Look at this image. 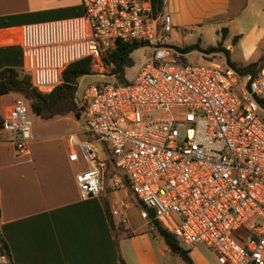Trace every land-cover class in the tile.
Masks as SVG:
<instances>
[{"label": "built area", "instance_id": "1", "mask_svg": "<svg viewBox=\"0 0 264 264\" xmlns=\"http://www.w3.org/2000/svg\"><path fill=\"white\" fill-rule=\"evenodd\" d=\"M80 3V17L22 28L23 69L38 91L51 92L75 61L90 56L100 64L116 40L151 49L150 62L132 81L93 84L77 95L93 138L87 135L69 155L87 165L76 174L80 197L103 191V150L184 250L204 244L223 264H264V65L252 76L221 53L205 55L218 62L179 63L173 55L184 53L169 44L173 19L156 15L152 0ZM31 115L19 98L2 117L18 152L35 139ZM0 264L9 258L0 254Z\"/></svg>", "mask_w": 264, "mask_h": 264}, {"label": "crops", "instance_id": "2", "mask_svg": "<svg viewBox=\"0 0 264 264\" xmlns=\"http://www.w3.org/2000/svg\"><path fill=\"white\" fill-rule=\"evenodd\" d=\"M254 1L264 5V0H188V9L199 21L219 17L217 28L227 25L223 29L228 34L232 22L244 16ZM82 13L80 0H0V70L23 68L20 41L25 25L77 18ZM236 37L235 43L242 35ZM172 38L183 41L176 31ZM226 49L233 50L230 45ZM262 50L261 55L264 43ZM196 54L206 57L192 51L182 58ZM19 98L13 93L0 97V118ZM80 120L68 115L47 120L50 123L45 125L51 129L33 126L35 139L24 152L16 150L15 136L0 128V233L9 247L10 264H120V257L131 264L118 233L127 222L124 212L129 204L124 199H137L118 170L104 179L99 196L80 197L76 174L87 165L82 158L77 163L69 160L76 144L87 139ZM100 154L105 160L106 153L100 150ZM116 209L120 213L113 215ZM143 219L153 232L148 218Z\"/></svg>", "mask_w": 264, "mask_h": 264}, {"label": "rangeland", "instance_id": "3", "mask_svg": "<svg viewBox=\"0 0 264 264\" xmlns=\"http://www.w3.org/2000/svg\"><path fill=\"white\" fill-rule=\"evenodd\" d=\"M182 2V3H180ZM165 13H169L174 22V29L183 40L182 43L177 39H171L169 44L174 46H186L198 43L202 49L215 46L222 43L223 47L227 45L233 48L229 55L232 62L238 65H245L256 61L263 51L264 43V5L259 2H253L250 9L244 16L232 22L231 28H228V34L223 36L221 29L227 28L222 25L217 28L218 19L214 21L195 19L188 9V0H167L164 4ZM44 22V21H43ZM242 35L238 42L233 39L236 35ZM229 50V49H228ZM223 56L224 54L221 53ZM151 49L149 47H140L131 55L133 66L124 69V77L130 82L139 71L150 62L149 56ZM179 63H192L204 65L210 62H218V57H203L197 54L193 58H179L173 55ZM116 79L111 76V68L100 63L93 65V74L82 77L78 85V97H82L84 90L93 84L114 82ZM19 97V96H18ZM1 119V118H0ZM33 126L44 130L51 129L45 125L50 123L35 115H31ZM82 123V121L80 120ZM84 123V121H83ZM85 127V125H84ZM86 128V127H85ZM133 199V198H132ZM129 207L124 212L126 224L120 226L118 233L119 244L125 255L129 258L131 264H183L182 261L172 255L165 249L163 242L149 230L147 220L141 217L144 207L136 200L124 199ZM119 220V219H118ZM193 264H223L218 254L204 244L198 245L190 252Z\"/></svg>", "mask_w": 264, "mask_h": 264}, {"label": "trees", "instance_id": "4", "mask_svg": "<svg viewBox=\"0 0 264 264\" xmlns=\"http://www.w3.org/2000/svg\"><path fill=\"white\" fill-rule=\"evenodd\" d=\"M152 2L156 15L164 13V0H152ZM221 32L224 36L227 30L222 29ZM236 39L237 37L234 39V42ZM140 47H146V44L135 41L125 43L116 40L114 47L108 49L104 55L101 56V63L111 68V76L116 79L115 81L117 83L123 84L128 82L124 77V69L133 66L131 55ZM177 49L181 53H189L192 51H198L204 55L223 53L228 64L242 75L250 74L255 76L264 65V54L253 63L238 65L232 62L229 58V50L223 47L222 43L207 47L206 49H202L198 43ZM91 74H93V61L92 58L88 56L69 64L61 74V83L51 92L43 93L33 87L31 75L25 72L23 68H3L0 70V97L10 93L16 94L29 105L33 115L43 120H52L68 115H73L77 120H80L84 108L76 103L79 80ZM0 128L2 129V118L0 119ZM87 135L90 140L93 139L90 134ZM114 170H116V168L113 159L109 153H106L105 178L107 179L109 174L113 173ZM123 180L125 185L128 186V182L124 176ZM144 211L148 212V220L150 221L154 234L163 241L169 252L177 256L183 264H193L189 251L184 250L175 236L168 232L161 223L155 219L153 210L145 209ZM0 254L10 258L8 244L3 238L0 243ZM119 259L120 264H125L121 257Z\"/></svg>", "mask_w": 264, "mask_h": 264}, {"label": "water", "instance_id": "5", "mask_svg": "<svg viewBox=\"0 0 264 264\" xmlns=\"http://www.w3.org/2000/svg\"><path fill=\"white\" fill-rule=\"evenodd\" d=\"M1 241H2V236H1V233H0V243H1Z\"/></svg>", "mask_w": 264, "mask_h": 264}]
</instances>
